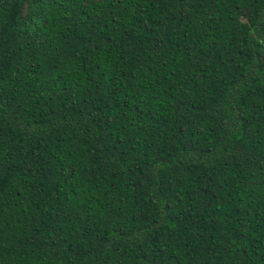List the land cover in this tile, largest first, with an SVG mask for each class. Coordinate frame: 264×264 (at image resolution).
Here are the masks:
<instances>
[{
	"label": "trees",
	"instance_id": "1",
	"mask_svg": "<svg viewBox=\"0 0 264 264\" xmlns=\"http://www.w3.org/2000/svg\"><path fill=\"white\" fill-rule=\"evenodd\" d=\"M0 264H264V0H0Z\"/></svg>",
	"mask_w": 264,
	"mask_h": 264
}]
</instances>
